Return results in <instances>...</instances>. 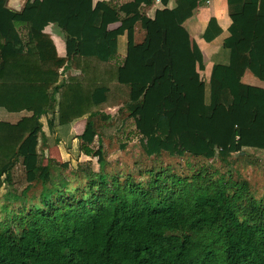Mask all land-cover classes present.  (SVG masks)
<instances>
[{
  "label": "trees",
  "instance_id": "16d2710c",
  "mask_svg": "<svg viewBox=\"0 0 264 264\" xmlns=\"http://www.w3.org/2000/svg\"><path fill=\"white\" fill-rule=\"evenodd\" d=\"M154 1L114 8L105 0H26L17 10L0 0V108L19 114L15 122L0 115V187L12 181L19 161L28 181L2 206L0 264H264V207L248 199L247 182L206 171L181 177L160 168L147 185L133 178L110 184L102 144H91L99 135L97 118L110 114L92 108L116 93L114 80L104 74L58 81L56 65L67 72L82 59L86 71V59L111 64L119 37L127 34L126 57L109 70L120 83L145 84L131 88L126 107L137 110L146 155L188 153L228 162L237 151L264 150L261 135L251 134L264 126V87L243 80L249 71L264 81V0H227L232 23L223 48L229 59L214 63L208 82L198 72L205 68L204 53L184 28L200 1L175 0L174 46L162 3L153 17L143 9ZM117 21L121 25L111 29ZM138 22L145 39L129 46ZM50 24L64 36L62 53L44 32ZM221 32L213 17L203 37L210 42ZM44 120L54 137L59 128L67 134L85 122L75 139L102 169L88 189H72L54 172L53 158L39 152L41 142L47 140L45 153L52 144ZM34 181L41 187L27 195Z\"/></svg>",
  "mask_w": 264,
  "mask_h": 264
},
{
  "label": "rangeland",
  "instance_id": "374dc122",
  "mask_svg": "<svg viewBox=\"0 0 264 264\" xmlns=\"http://www.w3.org/2000/svg\"><path fill=\"white\" fill-rule=\"evenodd\" d=\"M10 2L15 5H22L24 0H10ZM18 8H21V6L14 9L20 10ZM121 53H123L122 50ZM121 56V54L116 56L111 64H103L86 59L88 65L91 66L90 70L87 71L83 65L85 60L76 61L73 65L77 69H72L73 73L68 72V77L62 78L60 76L58 81L60 82L61 78L68 82L76 79L87 81L91 75H96L100 79H106L107 75H109L110 79L114 80L115 78L110 70L114 71V66L123 63L124 59H121ZM55 67L60 70L59 74L65 75V71H62L61 67L59 69L57 65ZM114 86L118 90H115L116 93L114 91L109 93L108 102L92 108L93 111L97 112H104L107 108L110 114V118L107 120L97 118L96 126L99 135L91 143L94 148H98L102 144L107 160L103 170L106 172L110 184L116 180L123 183L127 178H133L135 182H143L147 185L152 178V173L161 170L160 168L170 169L181 177L189 176V178L200 171L203 173L206 171V175L213 176V178L247 182L248 199H255L258 203L260 202V206L264 207V150L247 149L244 152L237 151L228 158V162L221 161L219 158L195 157L188 153L179 156L162 152L160 155L148 156L139 141L140 135L136 128L135 117L132 116L131 112L127 111L126 103L129 100V94L125 89L113 84ZM1 112L3 111L0 108V115L3 118V113ZM26 114H31V112L24 111V115ZM84 124L85 122L83 121V123H76L73 129L68 127L67 134L65 129L59 128L60 133H56L54 137L46 124V120H44L45 131L50 133L49 139L52 141L50 146L56 145V147L48 149V153H45L47 140L43 144L41 142L39 146V152L42 156L52 157V160L56 163L54 172L64 176L72 189L76 186L81 191L88 189L90 180L97 178V174L102 170L98 159L83 154L79 148L81 140L75 139L77 132L81 131ZM47 158L44 159L45 162ZM27 184L25 167L19 161L12 169V181L10 183L5 181L0 187V219L6 213L5 208H2V206L9 202L8 199L14 195L13 193L19 195ZM40 187L41 183L34 181L27 195H31ZM233 190L231 189V191ZM19 203L20 201H15V205L18 206ZM242 203L245 206L249 205L248 200L242 201ZM16 209L18 210V208Z\"/></svg>",
  "mask_w": 264,
  "mask_h": 264
},
{
  "label": "crops",
  "instance_id": "0c3cea01",
  "mask_svg": "<svg viewBox=\"0 0 264 264\" xmlns=\"http://www.w3.org/2000/svg\"><path fill=\"white\" fill-rule=\"evenodd\" d=\"M25 1L26 0H24V3ZM105 1L111 7L119 8L121 4L129 0H105ZM159 1L162 3V6H163L162 12H163V17H164L165 26H166L167 41L169 42L170 46H174V40H173L174 16L171 11V8L175 6L176 2L175 0H168L167 3L163 4L161 0ZM159 1L155 0L152 4L150 5L148 4L143 7V9L148 13L149 16L153 17L155 8L157 6V2ZM199 1H200V4L196 7L194 13L185 20L184 28L189 33L190 40L192 42L195 41V43H197L201 47L204 53L205 68L198 69V72L203 82H208L214 63L216 62L226 63L229 59V51L223 48V42H224L225 37L228 36L229 34V26L231 25L232 20H231L229 10H228L227 0H199ZM24 3L20 5L21 8L23 7ZM8 4L9 6L14 7V8H17L19 6V5L12 4L10 0H8ZM21 8H18V9H21ZM88 8L89 7H87L86 9ZM213 17L217 19L219 25L222 28V32L218 37H216L214 40L209 42L204 39L203 35L209 24L210 19ZM80 21L81 19H79V22ZM120 25H121V22L117 21V22L110 23L109 27L111 29H117ZM44 32L46 36L56 44V46H59L60 53H62L64 50L63 46H65V43H64V36L59 32V29L55 25L50 24L45 28ZM145 36H146V31L144 28L141 27L140 23L138 22L135 25V27L129 31V40L131 39L129 46H135L143 42L145 39ZM127 44H128L127 34L121 35L119 37V54L122 55L121 59H125L126 57V53L125 54L121 53V50L125 52ZM129 58H131V56H129ZM73 64H74V61L72 62V66L68 68V71L65 72V75H60L62 78L68 77V72L73 73L72 69H76L74 68ZM243 80L246 81L247 83L264 87V81L260 80L259 78L254 76L249 71L245 73V75L243 76ZM128 83H130L131 86ZM112 84L117 85V87L121 89H125L128 94H130L131 88H132V91L133 90L135 91L137 85H139V87L141 86V89L142 87L144 88L145 86L144 83H140V84L133 83L132 84L131 82L120 83L118 81H114ZM115 90H118V88L115 87ZM1 110L3 111L2 113H3L4 119L9 120V121H15L18 119L19 114L15 112H10L5 108L4 109L1 108ZM127 111L131 112L132 116L135 117V121L137 124V121H138L137 110H131L127 108ZM256 132H258L261 135L260 138H262V140L260 144L264 143V126H262V128L260 129H257L256 131L253 130L251 134L256 135ZM251 141H253L252 142L253 144H257L259 140H255V141L251 140ZM54 147H56V145L51 146L49 149H53ZM260 150H263V149H260Z\"/></svg>",
  "mask_w": 264,
  "mask_h": 264
},
{
  "label": "built area",
  "instance_id": "2783aa9c",
  "mask_svg": "<svg viewBox=\"0 0 264 264\" xmlns=\"http://www.w3.org/2000/svg\"><path fill=\"white\" fill-rule=\"evenodd\" d=\"M159 1V0H158ZM20 6V5H19Z\"/></svg>",
  "mask_w": 264,
  "mask_h": 264
}]
</instances>
